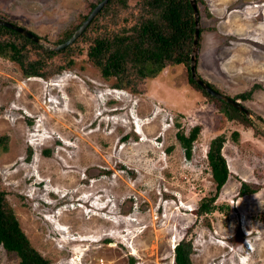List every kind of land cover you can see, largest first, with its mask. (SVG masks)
<instances>
[{
  "label": "rangeland",
  "instance_id": "374dc122",
  "mask_svg": "<svg viewBox=\"0 0 264 264\" xmlns=\"http://www.w3.org/2000/svg\"><path fill=\"white\" fill-rule=\"evenodd\" d=\"M96 1L0 0V17L56 44ZM201 1L197 75L264 122V0ZM137 2L126 0L130 12ZM116 83L84 54L48 79L0 57V188L31 245L51 264H175L186 239L193 264H264V133L245 114L263 136L227 119L184 65L135 92ZM195 126L187 159L176 135ZM219 135L230 176L217 210L198 217L215 190L207 152ZM243 182L259 190L239 196ZM18 263L0 246V264Z\"/></svg>",
  "mask_w": 264,
  "mask_h": 264
},
{
  "label": "trees",
  "instance_id": "16d2710c",
  "mask_svg": "<svg viewBox=\"0 0 264 264\" xmlns=\"http://www.w3.org/2000/svg\"><path fill=\"white\" fill-rule=\"evenodd\" d=\"M101 1L97 0L91 7L94 8ZM197 2L203 4L201 0ZM204 8L208 15L206 4ZM83 20L66 30L55 43L68 40ZM6 21L17 25L11 20ZM194 33L195 22L189 0H138L131 12L126 0H110L83 35L62 51L46 49L19 32L0 26V57L18 65L24 78L48 79L72 69L76 58L84 54L88 62L100 69L104 78L117 79L116 88L132 92L136 91L138 83L157 77L166 67L184 65L188 70L190 85L194 89L225 106L230 111L224 109L223 115L227 119L250 126L261 136L244 114L209 95L192 79L190 57ZM199 37L201 38V34ZM206 83L213 88V85ZM259 88L261 87L256 85L253 89ZM243 97L245 96L241 95L240 99ZM200 132V126L193 127L188 135L183 129L177 132V139L187 159L192 158L193 146ZM8 140V136L0 139V149L7 150ZM226 140L224 135H219L209 145L207 160L215 190L212 196H205L200 200L196 211L198 217L207 216L217 210L215 202L229 179L228 163L222 153ZM258 190V186L243 182L238 195L248 196ZM0 246L7 253L15 254L19 258L18 264H51L31 245L1 188ZM174 252L175 264H193L191 241L183 239Z\"/></svg>",
  "mask_w": 264,
  "mask_h": 264
},
{
  "label": "water",
  "instance_id": "95a60500",
  "mask_svg": "<svg viewBox=\"0 0 264 264\" xmlns=\"http://www.w3.org/2000/svg\"><path fill=\"white\" fill-rule=\"evenodd\" d=\"M110 0H103L101 3H99L92 11V13L88 16L86 21L79 27L73 35L66 40L63 43L60 44H53L51 42L44 41L41 39L38 35L35 33H32L31 31L27 30L24 27L17 26L13 23H10L6 20L0 19V26L6 27L8 29L14 30L16 32H19V34L23 35L24 37L30 39L31 41L37 43L38 45H41L42 47L52 50V51H62L66 49L68 46H70L76 39L79 38V36L85 31L89 23H91L92 19L102 10V8L109 2ZM190 5L193 9V16H194V22H195V33H194V39L192 44V51H191V57H190V72L192 79L196 81V83L204 89L209 95L215 97L216 99L223 101L224 103L230 105L231 107L235 108L239 112L247 115L248 118L252 119L254 121L255 126L259 128V130L264 133V122L260 119H256L251 115V113L238 101L235 99H232L230 97H227L215 89L211 88L202 78H200L197 75V52H198V44H199V36H200V27H199V11H198V5L196 0H189Z\"/></svg>",
  "mask_w": 264,
  "mask_h": 264
},
{
  "label": "clouds",
  "instance_id": "9594fccd",
  "mask_svg": "<svg viewBox=\"0 0 264 264\" xmlns=\"http://www.w3.org/2000/svg\"><path fill=\"white\" fill-rule=\"evenodd\" d=\"M121 90H122V89H121ZM176 246H177V245H176ZM176 246H175V247H176ZM174 249H175V248H174Z\"/></svg>",
  "mask_w": 264,
  "mask_h": 264
},
{
  "label": "flooded vegetation",
  "instance_id": "af4514ba",
  "mask_svg": "<svg viewBox=\"0 0 264 264\" xmlns=\"http://www.w3.org/2000/svg\"><path fill=\"white\" fill-rule=\"evenodd\" d=\"M237 101V100H236Z\"/></svg>",
  "mask_w": 264,
  "mask_h": 264
}]
</instances>
